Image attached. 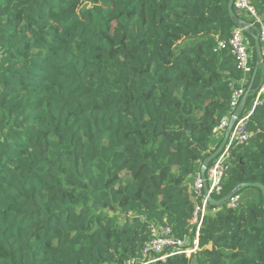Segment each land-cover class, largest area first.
Wrapping results in <instances>:
<instances>
[{"label": "trees", "instance_id": "obj_1", "mask_svg": "<svg viewBox=\"0 0 264 264\" xmlns=\"http://www.w3.org/2000/svg\"><path fill=\"white\" fill-rule=\"evenodd\" d=\"M250 25L252 135L212 194L241 204L209 202L195 256L149 264H264V196L242 186L264 185ZM235 27L229 0H0V264H125L152 222L195 236L190 180L243 77L219 47Z\"/></svg>", "mask_w": 264, "mask_h": 264}, {"label": "built area", "instance_id": "obj_2", "mask_svg": "<svg viewBox=\"0 0 264 264\" xmlns=\"http://www.w3.org/2000/svg\"><path fill=\"white\" fill-rule=\"evenodd\" d=\"M234 10L237 15L244 17L248 21L249 27L251 26L250 23L257 26L263 56L264 77V16L258 13L257 9L252 5L251 0H235ZM219 47L230 48L237 67L243 74L242 79L238 83L239 87L234 88L232 93L230 103L232 112L221 121L216 129V131L226 132L234 111L238 108L247 92V86L250 82L249 76L255 72L252 63L254 59V45L246 34V27L237 26L233 29L229 40L219 41ZM1 58L2 54L0 50V60ZM261 96H264V81L257 93L255 105L261 102ZM248 117L249 114L242 115V113L238 117L227 145L221 154L211 162L206 175L204 176L200 169L192 177L190 194L196 204V209L191 223L197 224L195 236L193 238L190 235L178 237L169 224L152 222L149 225L150 237L144 243L141 253L125 264H149L165 260L175 254H185L189 259L195 256L199 250V232L202 219L208 212L209 200L205 196V187L209 188L211 195L214 193L220 195L222 193V181L227 175L230 147L233 144L240 145L246 143L252 135L247 131ZM214 149H216V146L212 148V150ZM226 204L230 208H238L241 204V194L237 192Z\"/></svg>", "mask_w": 264, "mask_h": 264}, {"label": "water", "instance_id": "obj_3", "mask_svg": "<svg viewBox=\"0 0 264 264\" xmlns=\"http://www.w3.org/2000/svg\"><path fill=\"white\" fill-rule=\"evenodd\" d=\"M234 2H235V0H229V12H230V16H231L232 20L235 22V24L238 27L244 26V27H246V30H249V26H248L249 23L245 20H239L238 19V15L234 10ZM254 39H255V50H256L257 62L259 64H261L263 61V56H262V50H261L260 37H259L258 33L254 36ZM263 81H264V77L262 75L260 86L263 84ZM248 94H249V92L247 91L246 94L244 95L240 105L234 111V113L231 117L230 123L226 129L224 138H223L222 142L220 143V145L208 157H206L205 160L203 161L201 171H202L204 176L206 175L207 169H208L209 165L211 164V162L221 154V152L223 151V149L227 145L229 137H230L231 132L233 130V127H234L238 117L241 115L242 111L245 108ZM242 186L243 187H249V186L257 187V188L262 190V193L264 196V185H262L261 183L243 184ZM237 191L238 190H234L230 194H228V195H226L220 199H215L210 194L209 188L205 187V196L208 198L210 204L215 205V206H221V205L225 204L232 196H234L237 193ZM263 207H264V204H263Z\"/></svg>", "mask_w": 264, "mask_h": 264}, {"label": "crops", "instance_id": "obj_4", "mask_svg": "<svg viewBox=\"0 0 264 264\" xmlns=\"http://www.w3.org/2000/svg\"><path fill=\"white\" fill-rule=\"evenodd\" d=\"M262 64V63H261ZM254 67V66H253ZM255 69V68H254ZM257 71V70H256ZM262 75H263V70H262ZM256 99V98H255ZM254 105H255V101H254ZM246 109V106L244 108V110ZM243 110V111H244ZM252 112V108L251 109H247L245 114H250ZM225 135V132L223 131H217V133L215 134V140L213 142V144L211 145V148H214L215 146H217L218 141ZM192 180V179H191Z\"/></svg>", "mask_w": 264, "mask_h": 264}, {"label": "rangeland", "instance_id": "obj_5", "mask_svg": "<svg viewBox=\"0 0 264 264\" xmlns=\"http://www.w3.org/2000/svg\"><path fill=\"white\" fill-rule=\"evenodd\" d=\"M260 70H261V73H262V70H263V65L262 64H260ZM249 107V106H248ZM191 181V180H190ZM113 214V213H112ZM119 219H120V222H123L124 220H123V216L120 218L119 217Z\"/></svg>", "mask_w": 264, "mask_h": 264}]
</instances>
